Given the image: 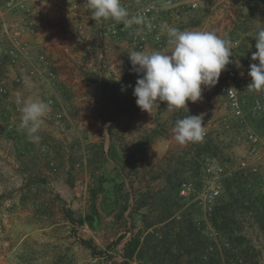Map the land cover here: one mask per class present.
Segmentation results:
<instances>
[{
  "label": "rangeland",
  "instance_id": "374dc122",
  "mask_svg": "<svg viewBox=\"0 0 264 264\" xmlns=\"http://www.w3.org/2000/svg\"><path fill=\"white\" fill-rule=\"evenodd\" d=\"M27 1L23 12L8 11V0H0V264H264V91L247 88L264 15L246 11L232 29L217 33L232 41L248 114L255 101L262 111L249 115V129L229 109L210 115L203 140L181 145L172 127L185 113L173 125L166 116L155 128L144 125L128 54L167 49L164 24L204 30L208 18L185 6L167 9V0H128L130 15L155 6L146 24L92 25L83 13L65 26L56 17L55 29L46 32L36 28L46 0ZM21 97L50 105L39 143L20 128ZM250 134L261 142L249 141ZM207 160L225 164L237 182L232 192L224 188L217 208L232 206L219 213L228 225L214 236L207 235L200 203L179 196L182 182L200 188ZM191 223L195 240L183 243ZM141 232L153 239L151 250L126 260V242ZM202 246H208L203 256Z\"/></svg>",
  "mask_w": 264,
  "mask_h": 264
},
{
  "label": "clouds",
  "instance_id": "9594fccd",
  "mask_svg": "<svg viewBox=\"0 0 264 264\" xmlns=\"http://www.w3.org/2000/svg\"><path fill=\"white\" fill-rule=\"evenodd\" d=\"M91 18L104 22L112 20L125 28L146 24L143 14L130 15L122 0H87ZM166 33L168 48L165 50L131 51L129 60L132 70L138 74L133 95L137 106L149 114L159 108L161 102L168 109L187 108V102L195 103L202 97L204 88L214 87L222 71L232 63V41L220 37L215 31L181 30L162 25ZM140 33V28L135 29ZM255 51L251 59L258 61L250 65L249 90L264 91V24L257 28ZM20 128L26 130L32 143L42 139L40 132L50 105L39 98H19ZM203 114L187 115L176 121L174 139L183 145L202 141L205 135Z\"/></svg>",
  "mask_w": 264,
  "mask_h": 264
},
{
  "label": "crops",
  "instance_id": "0c3cea01",
  "mask_svg": "<svg viewBox=\"0 0 264 264\" xmlns=\"http://www.w3.org/2000/svg\"><path fill=\"white\" fill-rule=\"evenodd\" d=\"M127 1L128 0H122V3L125 4ZM144 1L147 0L139 2ZM86 4L87 0H46V2L40 5L42 14L39 17L40 20L36 28L51 32L55 29V27L52 26L55 23L56 17L60 19L63 26H65L64 24L68 23L65 22V19H69L71 15H74L77 16L76 20L79 21L83 13L86 14L87 23H92L93 25L95 20L91 18V10L86 7ZM125 7H127V5H125ZM173 7H176V5H166L167 9H172ZM153 8H155V6L150 4V9L152 10ZM185 8L188 9L189 12H194V15L206 17L211 21H207L206 25L208 28L204 27V30L221 33L220 31H225V29H232L231 27L234 25L231 23L243 19L241 14H245L246 11L255 12L254 16H258V14L264 15V0H201L200 7L197 10H190L188 7H184V9ZM138 9L140 8L138 7ZM108 43L111 44L110 40ZM222 98L224 97L218 92L217 84L211 88H204L201 99L195 103L190 101L187 102V108L170 110L167 108V103L164 102L162 107L159 105V108L153 109L150 114L144 111V125H147L148 128H155L159 123L158 119H160V116H166L167 124L170 123V125H173V118H178L185 113V116L203 114L204 126H206L207 123H210V115H215V117L227 115V103L226 101L224 102ZM175 124L173 125L174 127ZM174 127H172V131Z\"/></svg>",
  "mask_w": 264,
  "mask_h": 264
},
{
  "label": "built area",
  "instance_id": "2783aa9c",
  "mask_svg": "<svg viewBox=\"0 0 264 264\" xmlns=\"http://www.w3.org/2000/svg\"><path fill=\"white\" fill-rule=\"evenodd\" d=\"M170 5H177L182 7H188L190 10H197L200 7L201 0H167ZM27 0H8L6 8L8 11L19 9L20 11L27 12L29 11V5ZM147 13H151V9H146L143 13L144 16ZM11 28H16L11 26ZM14 54V50L11 51ZM230 60L233 61L227 65L226 70L222 71L218 83L217 89L220 94L223 95L227 102V108L230 111L232 117L239 123L241 126H245L246 129H249L248 119L249 115H252L253 118L262 111V105L259 101H255L253 105V110L251 114H248L246 109V102L240 96L239 91L244 85L242 78L239 74V63L236 56L233 54L230 57ZM206 136V133L205 135ZM249 141L252 143H260L261 140L257 135L250 134ZM209 161V160H207ZM247 163L245 160H240L239 168L246 170ZM232 176V171H228V167L216 160L209 161L205 163L203 168V174L201 179L200 188L197 189L192 182H182L179 189V196L186 201L197 200L202 206L203 212L205 213V223L207 229H210L212 232L207 233V235L214 236L215 228L212 225L211 216L214 213L215 209L219 204V200L224 192V181Z\"/></svg>",
  "mask_w": 264,
  "mask_h": 264
},
{
  "label": "trees",
  "instance_id": "16d2710c",
  "mask_svg": "<svg viewBox=\"0 0 264 264\" xmlns=\"http://www.w3.org/2000/svg\"><path fill=\"white\" fill-rule=\"evenodd\" d=\"M155 134V133H153ZM236 177L232 176L231 178H228L227 180L224 181V185H226V187L224 186L225 190H228L230 192H232V189L235 187L236 185V181H235ZM231 195H233V193H231ZM232 206V204L230 205H225L222 206L220 208H216L214 211V220H213V225L215 227L216 230L223 232V230L226 228V226L228 225V219L226 218V216H221L219 213L222 211H226L227 209H229V207ZM218 207V206H217ZM222 221H221V220ZM88 220L92 221V217H89ZM80 223H85L84 220H80ZM187 233L186 235L189 236H184V240L183 243L186 242H192L195 240V237L193 236L196 228H194L193 224L191 223L189 226H187V228H185ZM141 233L138 234H133L130 239L126 242L125 246H124V254L123 257L126 260H134V259H142L144 257H147V254L149 253V251L152 248V244H151V240L153 239H149V237L143 238V236L141 235ZM152 235V234H151ZM150 235V236H151ZM188 238V239H186ZM121 239H124V237H122ZM186 239V240H185ZM82 244L85 245L89 250H91L94 254H97V248L96 246L93 245L92 242L90 241H82ZM204 252L201 254V256H203L205 254V251H208V246H202ZM237 259L238 261L241 260L240 256L236 255L233 256L232 259ZM149 261H152V263H155L153 260V257H151V260L149 258ZM190 264V262H189Z\"/></svg>",
  "mask_w": 264,
  "mask_h": 264
}]
</instances>
